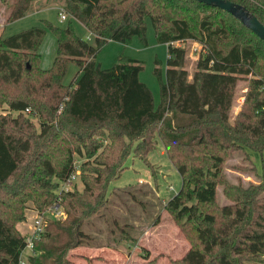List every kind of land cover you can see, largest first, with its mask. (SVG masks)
I'll list each match as a JSON object with an SVG mask.
<instances>
[{"label":"trees","instance_id":"trees-1","mask_svg":"<svg viewBox=\"0 0 264 264\" xmlns=\"http://www.w3.org/2000/svg\"><path fill=\"white\" fill-rule=\"evenodd\" d=\"M33 1L20 0L7 21L24 18ZM61 1L69 21L65 28L46 24L57 44L49 70L39 67L43 28L0 37V264L19 263L26 243L17 226L26 211L41 215L56 205L65 218L45 222L27 262L75 264L68 254L92 244L83 226L107 207L130 156L149 167L156 137L181 179L164 206L190 245L176 264H264V186H233L223 175L231 151L264 155V42L232 15L195 0ZM228 1L264 26V0ZM71 20L94 45L76 35ZM147 20L167 47L164 81L154 70L157 106L139 80L140 61L120 56L110 69L95 61L108 42L127 46L138 38L147 46ZM187 41L201 47L191 79L186 52L174 45ZM70 63L79 72L66 86ZM248 76L243 107L233 115L237 83ZM77 158L85 160L82 190L60 191ZM218 186L233 205L212 212Z\"/></svg>","mask_w":264,"mask_h":264},{"label":"rangeland","instance_id":"rangeland-1","mask_svg":"<svg viewBox=\"0 0 264 264\" xmlns=\"http://www.w3.org/2000/svg\"><path fill=\"white\" fill-rule=\"evenodd\" d=\"M19 1L0 0V21L6 20L4 25H0V37L6 38L31 27L43 28L45 35L38 49L39 67L42 70H49L56 57L57 44L55 36L46 24L59 28L67 26L69 19L61 9L63 2L34 0L30 12L24 18L10 23L7 18ZM62 13L66 15V20L60 19ZM206 14L207 12L203 13ZM71 23L79 38L94 45L93 36L82 24L76 20H71ZM146 41L147 46L142 45L138 38H134L127 46L108 42L98 52L95 61L102 69L112 68L120 56L140 61L143 70L139 74V80L150 90L154 105L157 106L160 103V85L154 70L159 69L161 79L164 81L167 47L156 42L149 20H147ZM174 45L185 50L184 69L191 79L201 47L194 41ZM155 61H159V66L156 67ZM78 72V67L70 63L63 80L64 85H69ZM250 79L251 76L244 77L237 83L232 107L233 115L243 107ZM33 122L36 126L39 125L36 119H33ZM155 142V148L146 157L149 167L144 161L130 156L120 177L111 183L110 191L113 192L109 204L99 216L92 217L83 226V231L91 235L92 244L74 249L75 251L68 254V258L75 264H176L189 249V243L164 210L167 201L179 192L181 179L167 159L158 137L155 138ZM84 161L81 158L76 160L78 164ZM223 175L228 184L233 186L242 188L264 186V155L260 158L259 155L248 150L231 151L223 164ZM82 187L78 178L68 189L81 191ZM169 187H172V190H169ZM223 191V186L217 187L216 201L210 208L212 212L233 205ZM261 197L264 198V192L260 193ZM32 213H26L27 226L25 230H21L25 238L31 232L32 221L37 214ZM46 217L45 222L51 220ZM128 226L131 227L130 230ZM32 254L29 249L24 251L22 259L26 264ZM260 260L264 261V256H261Z\"/></svg>","mask_w":264,"mask_h":264},{"label":"built area","instance_id":"built-area-1","mask_svg":"<svg viewBox=\"0 0 264 264\" xmlns=\"http://www.w3.org/2000/svg\"><path fill=\"white\" fill-rule=\"evenodd\" d=\"M60 19L66 20V15H64V13H62L60 15ZM24 113L29 114L30 111L28 109H26L24 111ZM79 166H80V164H78L77 162L74 164V170H73L72 174L68 178L67 183H64L60 187V191H68L69 190L68 187H71V185L79 178V176H80ZM169 190H172V187H169ZM48 214L50 216L46 217V215H48ZM45 217H46V219L51 218V220H63L65 218V215H64V213H63V211L59 205L48 208L41 215L36 214L34 220L32 221L31 232L25 238L26 247H25L24 251L26 249H29L30 253H33V243H34V241H37L40 238L41 234L44 231ZM24 251L22 252V254L20 256L18 264H26V261L22 259Z\"/></svg>","mask_w":264,"mask_h":264},{"label":"water","instance_id":"water-1","mask_svg":"<svg viewBox=\"0 0 264 264\" xmlns=\"http://www.w3.org/2000/svg\"><path fill=\"white\" fill-rule=\"evenodd\" d=\"M207 6L215 7L227 12L238 19L245 27L255 34L261 41L264 42V26L241 5L232 3L228 0H195ZM27 68L28 65H27Z\"/></svg>","mask_w":264,"mask_h":264},{"label":"crops","instance_id":"crops-1","mask_svg":"<svg viewBox=\"0 0 264 264\" xmlns=\"http://www.w3.org/2000/svg\"><path fill=\"white\" fill-rule=\"evenodd\" d=\"M36 2H37V0H36ZM6 20H1L0 21V25H4V22H5ZM27 212H34V211H32V210H27L26 211V213ZM33 214V213H32ZM27 222H28V220H27V214H26V220L24 221V222H22V223H20L18 226H17V229L19 230V232L21 233V230H25V228H26V226H27ZM22 234V233H21ZM77 249V248H76ZM75 249V250H76ZM74 250V251H75Z\"/></svg>","mask_w":264,"mask_h":264}]
</instances>
